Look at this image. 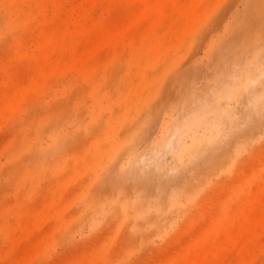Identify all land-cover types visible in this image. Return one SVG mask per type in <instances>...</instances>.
I'll return each mask as SVG.
<instances>
[{
	"label": "rangeland",
	"instance_id": "374dc122",
	"mask_svg": "<svg viewBox=\"0 0 264 264\" xmlns=\"http://www.w3.org/2000/svg\"><path fill=\"white\" fill-rule=\"evenodd\" d=\"M263 59L264 0H0V264H264Z\"/></svg>",
	"mask_w": 264,
	"mask_h": 264
},
{
	"label": "bare ground",
	"instance_id": "6f19581e",
	"mask_svg": "<svg viewBox=\"0 0 264 264\" xmlns=\"http://www.w3.org/2000/svg\"><path fill=\"white\" fill-rule=\"evenodd\" d=\"M264 60V59H263ZM255 62H256V60H255ZM252 63V62H251ZM264 64V63H263ZM247 66V65H246ZM245 67V66H244ZM255 68H256V65L254 64V65H250L249 67H248V70H247V72H246V74H245V78H244V81H243V83H238V82H234V83H232L231 84V87L230 88H228L226 91H225V93H224V96H227V97H231V98H236L237 96H238V94H239V92L240 91H243V90H251V82H252V80H253V76L255 75ZM238 70H240V69H238ZM259 75H261V74H264V68H262L261 69V71L258 73ZM255 81V80H254ZM253 81V82H254ZM252 82V83H253ZM220 90V89H219ZM258 90V89H257ZM254 97V100L255 99H257V100H259L260 99V97L259 96H253ZM218 99V98H217ZM238 99V98H237ZM201 105V104H200ZM204 105V104H203ZM216 105V104H215ZM203 109V108H202ZM260 109V108H259ZM211 110V109H210ZM187 120V119H186ZM216 120H219V118L218 117H216ZM184 128H185V126H184ZM184 128L183 129H181V132L184 130ZM177 129V130H176ZM175 130H176V132H178V130H180L179 128H176ZM175 132V131H174ZM180 135H182V134H180ZM208 133H204L203 135H201L200 137L199 136H197V135H195L194 133H191V140H190V143L189 144H187L185 147H183L182 148V152H183V154H186V153H190V152H193V150H194V147H195V145H196V143L197 142H199L200 140L202 141L203 139H205V138H208ZM171 143V142H170ZM170 143H167V145H169ZM172 144V143H171ZM170 144V145H171ZM181 152V151H180Z\"/></svg>",
	"mask_w": 264,
	"mask_h": 264
}]
</instances>
